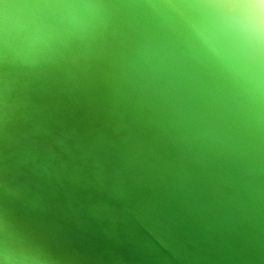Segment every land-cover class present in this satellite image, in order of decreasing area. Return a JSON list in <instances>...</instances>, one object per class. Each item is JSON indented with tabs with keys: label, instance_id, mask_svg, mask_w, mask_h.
Returning <instances> with one entry per match:
<instances>
[{
	"label": "water",
	"instance_id": "water-1",
	"mask_svg": "<svg viewBox=\"0 0 264 264\" xmlns=\"http://www.w3.org/2000/svg\"><path fill=\"white\" fill-rule=\"evenodd\" d=\"M105 3V32L37 67L0 48V264H264V114L191 61L181 17Z\"/></svg>",
	"mask_w": 264,
	"mask_h": 264
},
{
	"label": "clouds",
	"instance_id": "clouds-1",
	"mask_svg": "<svg viewBox=\"0 0 264 264\" xmlns=\"http://www.w3.org/2000/svg\"><path fill=\"white\" fill-rule=\"evenodd\" d=\"M153 16L181 17L187 55L224 85L233 103L264 114V0H141ZM105 0H13L0 19L7 62L34 68L87 44L110 25ZM16 264H48L38 247L16 249Z\"/></svg>",
	"mask_w": 264,
	"mask_h": 264
}]
</instances>
